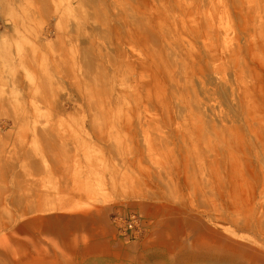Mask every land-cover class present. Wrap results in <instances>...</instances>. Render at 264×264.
I'll return each instance as SVG.
<instances>
[{"label": "rangeland", "instance_id": "rangeland-1", "mask_svg": "<svg viewBox=\"0 0 264 264\" xmlns=\"http://www.w3.org/2000/svg\"><path fill=\"white\" fill-rule=\"evenodd\" d=\"M3 2L0 75L9 105L0 106V264H206L225 255L226 248L215 244H222L223 236L236 245L237 256L228 264H264V161L242 159V176L231 181L207 152L212 124L206 126L209 145L196 143L186 135V116L178 113L130 130L117 126L113 116L103 122L73 104L48 112L35 85L39 76H50L60 96L65 94L64 79L53 65L57 62L59 71L58 60L73 56L75 43L59 37L58 24L49 27L41 18L12 30ZM242 5L248 4L242 0ZM13 11L19 18L18 9ZM190 11L189 20L209 17L214 23L229 58L244 59L259 72L257 64L241 56L247 30H239L232 0H196ZM255 11L264 16V0L257 1ZM228 55L220 60L226 68ZM108 74L111 82L109 69ZM15 75L23 93L16 91ZM118 80L117 90L128 88ZM17 98L27 104L38 131L55 129L60 135L54 146L32 125L12 123ZM218 103L215 98L207 102L215 107L208 115L216 126L218 115L226 113ZM33 106L40 111L31 116ZM183 157H188L185 168ZM132 214L140 219L136 236L123 231V221ZM225 217L237 219V225Z\"/></svg>", "mask_w": 264, "mask_h": 264}, {"label": "bare ground", "instance_id": "bare-ground-1", "mask_svg": "<svg viewBox=\"0 0 264 264\" xmlns=\"http://www.w3.org/2000/svg\"><path fill=\"white\" fill-rule=\"evenodd\" d=\"M145 1L4 0L3 11L11 15L12 30L29 27L33 20L41 18L49 27L58 24L59 37L75 43L73 56L58 60L62 74L57 70V62L53 65L64 79L65 94L60 96L54 87L58 85L52 84L50 76H39L35 85L39 94L35 87L28 90L37 94L48 112L59 113L64 111V105L73 104L77 111L93 114V118H102L103 122L113 116L117 126L130 130L136 126L141 129L159 116L182 114L186 116V135L194 136L196 143L209 145L206 126L212 124L214 139L207 152L213 153L212 161L227 171L231 181H237L242 176V159L251 162L248 158L253 157L258 164L264 161V16H258L255 11L258 0H243L247 7L242 5V0L232 1L239 30H247L242 37L245 45L241 56L257 64L255 68L259 72L251 71L244 59L239 63L240 59L229 58L230 52L220 46L218 31L209 17L189 20L190 6L196 0ZM86 7L91 11H81ZM14 9H18L19 18L14 16ZM211 34L214 35L212 43ZM97 38L102 40L98 42ZM31 53L34 56L32 50ZM227 55L226 62L231 65L226 68L220 60ZM33 62L34 66L35 57ZM108 69L111 82H108ZM76 70L78 73H74ZM17 77L13 76L16 91L23 93ZM119 78L123 79L119 85L128 88L117 90ZM2 79L5 77L0 75V106L9 105L3 89L6 80ZM210 98L217 99L226 109L216 119L218 126L208 115L215 108L207 104ZM14 104L10 116L13 124L32 125L35 134L49 147L54 146V140L61 139L53 132L55 129H36L33 125L36 121L29 118L23 98H17ZM38 111L33 106L31 116ZM182 160L185 168L188 157ZM229 218L224 220L237 225V219ZM216 236L218 239L219 235ZM222 239V244L217 242L215 246L220 250L224 246L225 255L206 264H228L237 256L233 248L236 245L224 236Z\"/></svg>", "mask_w": 264, "mask_h": 264}, {"label": "built area", "instance_id": "built-area-1", "mask_svg": "<svg viewBox=\"0 0 264 264\" xmlns=\"http://www.w3.org/2000/svg\"><path fill=\"white\" fill-rule=\"evenodd\" d=\"M139 217H137V215L132 214L130 215L125 221H123V231L124 232H129V233H133L132 236H136L138 235V233L140 232L139 230ZM119 228V227H118ZM121 229V228H120ZM124 239L129 240L130 236H125L124 235Z\"/></svg>", "mask_w": 264, "mask_h": 264}]
</instances>
